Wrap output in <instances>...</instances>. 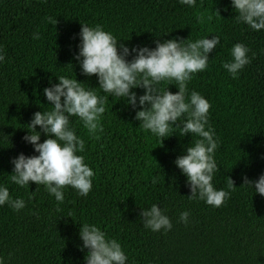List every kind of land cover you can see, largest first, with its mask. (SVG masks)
Masks as SVG:
<instances>
[{"label": "trees", "instance_id": "1", "mask_svg": "<svg viewBox=\"0 0 264 264\" xmlns=\"http://www.w3.org/2000/svg\"><path fill=\"white\" fill-rule=\"evenodd\" d=\"M237 15L232 0H196L195 6L180 0H0V187L26 205L19 212L0 205L4 264H86L88 250L81 251L79 235L84 224L119 242L126 264H264V197L254 186H241L243 176L256 181L264 175V29H251ZM47 17L58 20L56 26ZM81 24L102 26L129 49H153L157 39L220 38L208 67L187 88L211 105L208 121L219 145L212 183L230 192L221 207L189 199L187 178L174 163L198 137H182L174 128L161 142L135 119L138 101L134 109L126 98L104 93L98 77L82 74L75 59ZM237 43L250 50L251 62L234 79L223 64L233 60ZM59 76L108 97L102 132L90 134L78 117H70V128L85 141V151L77 154L94 176L86 197L69 186L63 203L43 185L20 187L10 179L14 158L38 155L23 137L34 113L51 110L44 89ZM157 87L179 91L175 81ZM133 91L144 94L142 88ZM36 130L41 143L48 138ZM228 177L235 188L229 189ZM153 204L169 217L171 230L144 226L141 211ZM185 211L187 223L180 221Z\"/></svg>", "mask_w": 264, "mask_h": 264}, {"label": "clouds", "instance_id": "2", "mask_svg": "<svg viewBox=\"0 0 264 264\" xmlns=\"http://www.w3.org/2000/svg\"><path fill=\"white\" fill-rule=\"evenodd\" d=\"M181 4L195 6L196 0H180ZM238 22L246 23L251 29H264V0H232ZM218 13V11H216ZM219 14V13H218ZM51 24L58 20L47 17ZM79 53L75 59L80 62L82 74L98 77L99 88L104 93L126 98L127 104L139 109L135 119L145 131L164 139L171 137L174 128H179L180 136L198 137L192 146L186 148V154L175 160V165L187 178L191 195L189 199H200L213 207H221L230 197V192L217 190L213 186V177L219 171L214 159L218 143L214 139V130L209 125L210 103L198 92L188 95V82L193 75L208 67L209 54L220 43L218 36L203 38L195 42L173 38L156 40V47H133L129 49L119 43L102 26L90 27L81 24L79 33ZM34 39H39L36 34ZM250 50L237 43L231 49V62L223 67L235 79L251 61ZM133 53L135 55H133ZM133 55L129 61L128 56ZM5 56L0 54V62ZM58 83L44 89V95L50 102V111H38L28 124V135L23 139L32 144L38 155L25 156L20 153L11 163L14 165L11 182L24 187L30 182L43 185L54 195L59 203L64 202L63 189L72 187L79 195L87 196L92 190L93 170L77 153L85 151V141L70 128V117H78L90 134L103 131L100 123L105 113L108 97L99 96L91 89L83 87L77 79L65 76L57 77ZM175 81L178 92L173 94L157 86L162 82ZM142 88L144 94L137 97L133 89ZM48 137L42 143L41 132ZM207 126V130H206ZM241 186H254L255 192L264 197V175L258 180L242 177ZM155 183V181H153ZM229 189L235 188V182L228 177ZM8 204L19 212L23 209V199H12L7 187H0V205ZM189 213L182 212L180 221L187 223ZM144 226L154 232L171 230L173 225L161 208L153 204L150 209H142ZM81 251L87 249L86 264H126L127 256L119 242L107 239L103 231L95 225L84 224L80 227ZM0 264H4L0 258Z\"/></svg>", "mask_w": 264, "mask_h": 264}]
</instances>
